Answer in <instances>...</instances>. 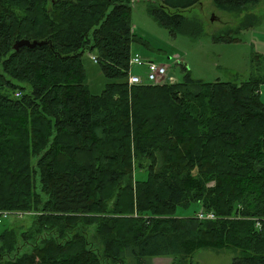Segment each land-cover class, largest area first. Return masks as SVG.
Masks as SVG:
<instances>
[{
    "label": "trees",
    "instance_id": "trees-1",
    "mask_svg": "<svg viewBox=\"0 0 264 264\" xmlns=\"http://www.w3.org/2000/svg\"><path fill=\"white\" fill-rule=\"evenodd\" d=\"M259 1L212 0L238 15L213 40L258 26ZM132 2L0 0V211L33 213L27 229L1 234L0 264H152L202 247L264 264V56L251 54L240 84L194 79L183 63L181 81L128 87ZM201 2L147 7L170 35L197 36L202 24L182 11ZM21 39L43 43L14 50ZM85 50L109 80L98 95ZM192 202L216 218L174 215Z\"/></svg>",
    "mask_w": 264,
    "mask_h": 264
},
{
    "label": "rangeland",
    "instance_id": "rangeland-1",
    "mask_svg": "<svg viewBox=\"0 0 264 264\" xmlns=\"http://www.w3.org/2000/svg\"><path fill=\"white\" fill-rule=\"evenodd\" d=\"M150 1L158 2V0ZM249 11L259 15L261 23L258 26L241 30L236 41L222 42L214 41L213 36L217 32L226 31L234 26L238 21V15L216 8L212 0H202L200 4L182 11L185 16L197 19L202 24L203 31L197 36L170 35L149 11L147 0H133L131 26L138 41L131 42L130 54H137L143 59L166 65L178 81L183 80L184 72L181 70V64L185 63V67L194 79L205 82L231 81L240 84L248 78L251 54L257 52L264 56V0L251 5ZM95 54V51L85 50L81 56V63L85 72V83L92 94L98 95L103 90L105 82L109 80L104 76L99 64L92 59ZM176 60H181L180 64L176 63ZM130 72L144 75L145 68L133 65L130 67ZM259 93L260 100L264 104V83L259 86ZM140 158L144 164L150 162L143 159L145 157L141 156ZM147 178L148 170L138 166L134 167V180H146ZM200 210H202L201 205L198 202H192L187 206L176 207L174 215L188 217ZM32 214V212L23 213L20 216L11 214L5 218L0 215V236L6 228L27 229L32 223ZM88 228L90 238L102 250V234L95 231L94 225H90ZM100 230L106 232V227L101 223ZM240 253L239 249L233 248L202 247L196 249L189 258L155 257L152 259V264H173V260L177 264L189 262L232 264L233 258L239 256Z\"/></svg>",
    "mask_w": 264,
    "mask_h": 264
},
{
    "label": "built area",
    "instance_id": "built-area-1",
    "mask_svg": "<svg viewBox=\"0 0 264 264\" xmlns=\"http://www.w3.org/2000/svg\"><path fill=\"white\" fill-rule=\"evenodd\" d=\"M94 61H97L96 56H92ZM128 73L126 77L127 86L133 85H163L174 84L178 80L175 75L169 71L168 67L162 63H158L151 60L143 59L141 56L135 54L130 55L128 60ZM133 65L142 66L145 68L144 75L133 74L130 72V67ZM2 217H7L9 213L7 211H0ZM196 217L199 219H214L213 212L200 210L196 212Z\"/></svg>",
    "mask_w": 264,
    "mask_h": 264
},
{
    "label": "water",
    "instance_id": "water-1",
    "mask_svg": "<svg viewBox=\"0 0 264 264\" xmlns=\"http://www.w3.org/2000/svg\"><path fill=\"white\" fill-rule=\"evenodd\" d=\"M42 43L43 42L38 41V40L30 41V40H27V39H21V40H17V41L14 42L13 49L17 50L21 46H26V47H29V48H33V47H35L37 45H41Z\"/></svg>",
    "mask_w": 264,
    "mask_h": 264
}]
</instances>
